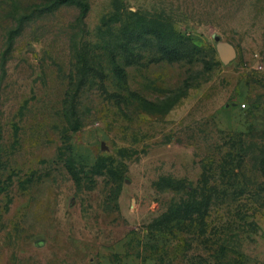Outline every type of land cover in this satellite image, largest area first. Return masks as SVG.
<instances>
[{
	"label": "rangeland",
	"instance_id": "rangeland-1",
	"mask_svg": "<svg viewBox=\"0 0 264 264\" xmlns=\"http://www.w3.org/2000/svg\"><path fill=\"white\" fill-rule=\"evenodd\" d=\"M55 1L0 0V264H264V0Z\"/></svg>",
	"mask_w": 264,
	"mask_h": 264
},
{
	"label": "water",
	"instance_id": "water-1",
	"mask_svg": "<svg viewBox=\"0 0 264 264\" xmlns=\"http://www.w3.org/2000/svg\"><path fill=\"white\" fill-rule=\"evenodd\" d=\"M215 40L220 42V37L215 36ZM220 53L222 54V57L226 63L231 61L235 57V51L234 48L226 43H220L219 45Z\"/></svg>",
	"mask_w": 264,
	"mask_h": 264
},
{
	"label": "trees",
	"instance_id": "trees-1",
	"mask_svg": "<svg viewBox=\"0 0 264 264\" xmlns=\"http://www.w3.org/2000/svg\"><path fill=\"white\" fill-rule=\"evenodd\" d=\"M72 2V0H58V1H55L52 5H51V8H53V9H56L60 4H62V3H71ZM89 9V3H87L86 4V6H85V11H87V10ZM121 72H123V71H121ZM193 206V205H192Z\"/></svg>",
	"mask_w": 264,
	"mask_h": 264
}]
</instances>
